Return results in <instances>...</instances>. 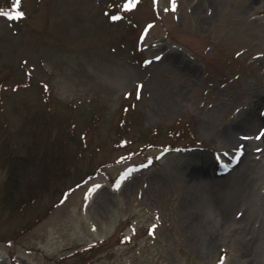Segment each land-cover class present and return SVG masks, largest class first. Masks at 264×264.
<instances>
[{
    "label": "rangeland",
    "instance_id": "1",
    "mask_svg": "<svg viewBox=\"0 0 264 264\" xmlns=\"http://www.w3.org/2000/svg\"><path fill=\"white\" fill-rule=\"evenodd\" d=\"M0 9L24 13L12 25L0 16V81L28 58L61 127L77 122L67 177L16 210L3 201V157L27 152L18 121L25 98L39 99L34 89L5 97L0 264H264V0H0ZM106 12L129 26L95 34ZM192 143L208 150L163 151ZM213 150L227 153L224 168Z\"/></svg>",
    "mask_w": 264,
    "mask_h": 264
},
{
    "label": "trees",
    "instance_id": "2",
    "mask_svg": "<svg viewBox=\"0 0 264 264\" xmlns=\"http://www.w3.org/2000/svg\"><path fill=\"white\" fill-rule=\"evenodd\" d=\"M15 13L12 12L13 15ZM104 16V27L95 30V34H106L110 30H114L113 26H115L117 31L129 26V22L125 19L126 17H119L107 12ZM113 17H119V19H113ZM22 19L23 16L19 19H9V25L18 24ZM22 24L20 25L21 27ZM21 27L20 29H22ZM112 46L109 48L113 49ZM12 59V57L9 59L7 54H5L3 65L12 66ZM29 66L28 58L22 57L19 61V68L17 70L13 68V70L8 71V74L4 75L0 81V112L7 111L6 98L10 92L27 96L32 95L31 90L34 89L39 99V102L36 103L32 102L30 98H25L23 101L24 109L21 110L23 117L19 118L18 121L21 123L19 135L28 136L27 152L23 153L20 151L6 154L3 157L4 166L8 168L7 185L3 201L4 204H9L16 210L28 207L45 193L50 192L55 183L63 181L67 177L74 162L71 143L76 142L74 135L77 133L75 129L77 122L76 120L74 121V116H69L67 123H63V127H61L60 123L64 120L61 118L60 120L55 119L57 115H60L55 106L53 107L57 99L51 96L50 88L46 82L35 83L34 78L31 77L33 76V69L31 70ZM9 78H11L10 82ZM64 106L65 108L69 106L75 111L79 107V103L76 104L71 101L65 103ZM13 113L17 112L14 111ZM12 125L10 118L7 119L6 114H4L0 126L6 128V135L10 132L9 128L12 131ZM12 134L15 133L12 132ZM81 143H84V139L79 137V144ZM9 144L10 141L5 143L7 146ZM115 144H118V141ZM205 150H208V147L201 143L171 144L163 147L165 153L184 154L191 157H200L202 153H205ZM215 152L218 151H212L214 159L216 158ZM84 178L87 177H83L82 180ZM77 183L66 187L62 191V195L69 188L76 186Z\"/></svg>",
    "mask_w": 264,
    "mask_h": 264
},
{
    "label": "snow or ice",
    "instance_id": "3",
    "mask_svg": "<svg viewBox=\"0 0 264 264\" xmlns=\"http://www.w3.org/2000/svg\"><path fill=\"white\" fill-rule=\"evenodd\" d=\"M173 2V5H175V0H172ZM20 4V0H15V5L18 6ZM134 6V4H130L129 7H132ZM24 15L23 12H20V11H17L14 15L10 12H5L3 10H0V16H6L8 17L9 19H19L21 18L22 16ZM113 19H119V17H113ZM223 260V258H222Z\"/></svg>",
    "mask_w": 264,
    "mask_h": 264
}]
</instances>
